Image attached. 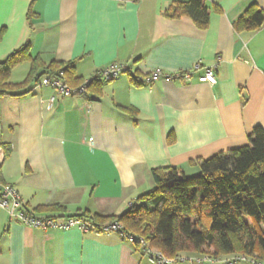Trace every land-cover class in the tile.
<instances>
[{"label": "crops", "instance_id": "obj_1", "mask_svg": "<svg viewBox=\"0 0 264 264\" xmlns=\"http://www.w3.org/2000/svg\"><path fill=\"white\" fill-rule=\"evenodd\" d=\"M189 1L0 0V62L29 44L40 77L53 63L70 64L79 83L112 64L128 69L82 97L42 86L30 62L13 69L12 85L30 80L0 96V189L14 187L39 219L110 220L153 188L152 171L195 175L197 162L248 145L252 130L264 129V24L244 32L236 24L251 7L264 12V0H206L205 30L188 17H166ZM198 63L214 68L215 85L200 83L202 72L168 78ZM157 70L165 76L142 84ZM0 264L152 262L125 235L45 232L0 209Z\"/></svg>", "mask_w": 264, "mask_h": 264}, {"label": "trees", "instance_id": "obj_2", "mask_svg": "<svg viewBox=\"0 0 264 264\" xmlns=\"http://www.w3.org/2000/svg\"><path fill=\"white\" fill-rule=\"evenodd\" d=\"M210 14L206 0L175 4L165 13L168 19L188 17L202 30L207 29ZM263 24L264 12L251 7L236 30L256 31ZM26 62L32 65L30 77L37 81L58 76L73 88L83 84L70 64L53 63L40 77L41 60L31 56L27 44L0 62V96L27 84L29 78L19 85L9 82L12 70ZM95 83L100 77L87 91ZM247 138L245 147L197 162L199 172L194 176L176 168L152 171L153 188L120 217L108 221L87 214L70 217L86 219L96 227L119 223L125 236L143 240L168 259L185 253L240 254L264 262V129L255 127Z\"/></svg>", "mask_w": 264, "mask_h": 264}, {"label": "built area", "instance_id": "obj_3", "mask_svg": "<svg viewBox=\"0 0 264 264\" xmlns=\"http://www.w3.org/2000/svg\"><path fill=\"white\" fill-rule=\"evenodd\" d=\"M124 2L133 1L140 2L141 0H121ZM128 69L125 65L112 64L99 73L95 78L100 77L105 82H112L127 73ZM195 72H202L203 74L199 77L200 83H208L215 85L217 79L214 73V68H203L201 64H196L191 71L180 73L177 75L169 76L168 78L177 80L184 79L190 81L191 75ZM165 75L161 71H154L146 77L140 79L142 84L146 86L152 85L155 81L159 80ZM94 78V79H95ZM92 79V81L94 80ZM92 81L84 82L79 87H71L62 77H44L41 79V85L52 88L58 95L62 97H82L87 93V87ZM46 103V102H45ZM54 98H52L47 104L48 107H52ZM4 162L3 151L0 149V168ZM0 209L8 212L11 219L25 226L40 228L45 232L49 230H63L68 231L72 229H78L84 234L92 231L101 233H118L123 234V226L119 223H112L101 227H96L94 224L86 219L78 217H68L65 219H39L33 214L29 213L26 205L22 201L18 191L9 185H5L0 189ZM127 237V236H126ZM128 239L134 242H138L141 247L146 249L150 254V261L152 264H176V263H196V264H264V262L258 261L255 258L247 257L244 255H230L227 258L224 257H213L210 255H200L192 258L179 256L174 259H168L160 252L153 249H149L143 240H137L132 236H128Z\"/></svg>", "mask_w": 264, "mask_h": 264}, {"label": "rangeland", "instance_id": "obj_4", "mask_svg": "<svg viewBox=\"0 0 264 264\" xmlns=\"http://www.w3.org/2000/svg\"><path fill=\"white\" fill-rule=\"evenodd\" d=\"M189 177L190 176H194V174H190V175H188ZM198 256H200V254H197ZM235 255H240V254H235ZM202 256V255H201Z\"/></svg>", "mask_w": 264, "mask_h": 264}]
</instances>
